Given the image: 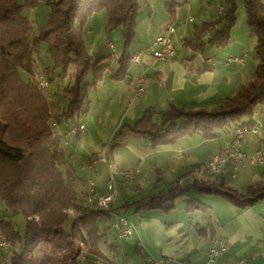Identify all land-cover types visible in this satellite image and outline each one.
Returning a JSON list of instances; mask_svg holds the SVG:
<instances>
[{
	"label": "trees",
	"instance_id": "16d2710c",
	"mask_svg": "<svg viewBox=\"0 0 264 264\" xmlns=\"http://www.w3.org/2000/svg\"><path fill=\"white\" fill-rule=\"evenodd\" d=\"M24 1L31 3L34 0H0V62L8 72L0 71V195L11 214L23 215L25 235L21 239L10 220H0V230L8 243V264H79L80 255L86 251L101 254L103 231L111 226L99 227L98 218L110 215L115 209L112 205L105 210L83 204L76 178L63 169L67 164L65 145L50 125L48 102L37 82L40 66L33 53L38 41L44 40L53 67L41 69L48 76L53 96L63 89L68 97L61 109L53 110V116L63 129L77 126L81 122L79 116L87 111V108L81 110V104L87 85H90L86 83L82 88L80 82L97 62L93 61L85 44L84 20L93 12L102 11L106 16V29L120 28L124 49L118 57L119 67L112 72L113 77L120 78L128 73L131 55L126 48L135 35L140 1L43 0L50 8L48 22L32 38L28 37L29 22L22 14ZM225 1L227 6L222 5L218 18L207 23L209 26L220 24L207 40L217 46L230 41V30L236 21L235 0ZM241 2L246 24L255 40L257 66L254 78L212 109L188 110L173 106L159 111V123L150 120L154 110L146 109L141 121L131 129L141 133L150 146L172 143L187 133L211 137L217 130H235L253 124V110L264 103V0ZM183 43L201 49L205 42L195 36ZM59 67H63V73L72 67L70 75L74 84H62L63 74H54ZM20 69L29 73L28 81L21 79ZM4 74L14 79V88L8 86ZM100 75L101 72L95 73L92 85ZM6 88L11 89L5 92ZM123 127L112 138L114 147L119 145L116 140L121 138ZM190 185L200 192L223 194L242 207L264 198V181L254 182L243 191L223 181L193 180ZM183 189L186 186L174 180L168 189L149 192L134 203L138 207L167 211L173 205L171 200ZM69 219L66 229L63 225ZM16 240L20 251L11 246ZM144 264H148L147 261Z\"/></svg>",
	"mask_w": 264,
	"mask_h": 264
},
{
	"label": "crops",
	"instance_id": "0c3cea01",
	"mask_svg": "<svg viewBox=\"0 0 264 264\" xmlns=\"http://www.w3.org/2000/svg\"><path fill=\"white\" fill-rule=\"evenodd\" d=\"M184 2L173 0L168 8H163L159 2L154 9L147 1V7L143 10L140 5L135 25L136 32L132 41L142 39L143 43L136 45L130 53L126 48L128 54H133L149 44L157 35L165 33L167 27L172 25L174 32L171 40L173 46L177 45L176 48L174 46L173 58L159 60L149 53H142L139 62H129L126 75L115 78L112 72L119 67L118 57L123 52L124 47L122 46V50L115 58L117 59L115 68L110 67L108 63L101 64V62L96 63L93 68L96 73L97 66L101 67L106 64L97 69L101 75L94 86L97 91V116H104L100 122L110 118L108 121L110 124L109 137H111L112 144H115L112 142L113 136L118 129L124 126L121 129V138L116 140L119 145L113 146V150L119 152L121 148L124 149V153L122 152L124 156L116 154L117 159H114L117 168L137 165L135 180L132 182L136 190L140 186L144 167L154 164L157 166V171L159 169L160 172L161 167L164 166L169 172L167 188L160 187L162 181L159 178V185L154 183L153 187L143 196L127 200L123 199V195L120 197L118 193L111 204L115 211L107 216L114 213L122 215L125 210L134 208L135 213L129 220L134 226L130 236L136 241L135 252H139L142 256L141 264H144L149 257L154 259L167 257L189 264H203L207 259L211 241L217 236L226 241L225 250L217 257L218 264H234L240 259H244L246 264H264V198L242 207L231 202L223 194L200 192L190 185L193 180L223 181L243 191L254 182L264 181V163L251 165L245 162L234 175L230 174V169L227 167L211 175L197 171L199 164L205 163L212 154L220 150L225 139L232 137L234 129L217 130L211 137L197 132L187 133L172 143L156 146H150L145 142L141 133L131 129V126L141 121L148 108L154 110L150 116L153 123L161 121L159 111L173 106L188 110L212 109L217 107L223 98L236 94L242 85L254 78L257 57L255 50L252 48L250 50L253 38L247 24L236 26L235 23L230 30V41L224 46L211 44L207 40L220 27V24L209 26L207 23L215 21L219 13L216 10V16H211V19H206L208 17L204 15L199 23H194V19H188L190 14L180 11ZM105 25L104 31L107 30ZM116 29H119L117 30L119 32L106 35L110 37L114 35L118 38V33L121 35V31L118 27ZM90 30L85 29L86 32ZM195 36L205 42L201 49H193L183 43L184 40ZM91 38L92 36L88 38V44L89 42L92 44ZM121 39L123 40L122 35ZM106 46L108 47L99 38L95 47L98 54L107 52ZM87 49L90 53V49L88 47ZM229 55H243V59L241 62H231L227 60ZM141 73L145 77L144 89L137 96L134 94V79ZM258 106L261 126L256 133L246 134L242 147L247 153L256 149L264 152V103ZM89 128L90 126L87 127L85 124L83 132ZM151 156L155 158L151 159ZM91 157L93 156H88L87 160L89 161ZM67 164V170L76 178L78 190L84 181L80 176L87 178L92 174L95 188L102 192L105 191L106 166L97 163L95 169L89 172L90 169L86 168L88 163L85 167L80 165L77 171L69 169ZM187 178L189 180L186 181ZM174 180H178V184L186 186V189L171 200L173 205L167 211L159 208L138 207L134 203L149 192L168 189ZM120 181L122 180H118V185ZM197 194H202V198ZM178 197L183 206V213L171 214V210L176 207L175 200ZM117 200H120L121 204L115 208L114 204ZM191 204L194 209L190 206ZM142 209L147 211L140 212ZM109 230L110 227L103 231L100 244L101 254L86 251L80 255V261L85 259L92 264L93 259L100 258L105 264H110L100 256L106 257L108 250L117 253L121 247L114 240L107 238ZM80 261L79 264H81Z\"/></svg>",
	"mask_w": 264,
	"mask_h": 264
},
{
	"label": "rangeland",
	"instance_id": "374dc122",
	"mask_svg": "<svg viewBox=\"0 0 264 264\" xmlns=\"http://www.w3.org/2000/svg\"><path fill=\"white\" fill-rule=\"evenodd\" d=\"M139 1H140V5H141L142 10L146 9L147 1L152 4L154 9H155V7H157L156 5L159 2H161V5L163 8H165V7L168 8L173 3V0H139ZM179 1H181V2L185 1L184 5L182 6L180 11H182L184 13L187 12V14H190L193 17V19L195 20L194 23H199L204 15H206L208 17L206 19H211V16H216V14H217L216 10H217L218 5L227 6V2L225 0H179ZM235 2H236V11H235L236 21H235V23H236V26H241V25L246 23L245 11H244L241 0H235ZM49 10H50L49 6L43 0H34L31 3H28L26 1L23 2L22 14H23V16H25L27 18L29 25H30V30L28 32L29 38L37 36L40 29H42L46 26V24L48 22ZM99 20H100V22H99ZM80 23H81V21L78 22V25H80ZM101 23H103V24L101 25ZM105 23H106V17L102 11H96V12H93L92 14L88 15L83 22L84 30L86 28H88V29H91L90 32L91 31L92 32L91 33L85 32L84 36H85L87 47L90 49V54L93 58V61L95 62V60H96L97 61L96 63H99V64H100V62H101V64L108 63L110 65V67L115 68L116 63H117V61H116L117 59H115L114 57L111 56L112 51H111V49H110V51H108L109 46L108 47L106 46L107 52H105L104 54H98V52L96 50L97 48H95L96 42H98L99 38H100V39H102V42L103 41L105 42L106 45H107V42L109 40L111 42H113V44L116 47V49H115L116 53H120V51L122 50L123 40L121 39L120 33H118L119 34L118 38H115L114 35H112V37L106 35L108 33L114 34V32H119V31H117L119 29L112 28V29H107L106 31H104ZM137 34H138V31H137ZM90 36H92V38L90 39L92 44L90 42L88 44V38H90ZM141 41H143V40L142 39H139V40L135 39L134 41H132V43H130V45L127 46L128 53L132 52L134 50V48L136 47V45H140L141 43H143ZM254 42H255V40L253 38V45L251 44L250 50H251V48L254 49ZM174 46H175V48L177 47V45H175V44H174ZM93 51H96V52H93ZM35 53H36V55H35ZM33 55H34V57H37L36 58L37 62H38L37 64L40 66V68L42 67L44 69L45 67H49V68L53 67V62L47 53L46 42L44 40L38 41ZM93 68H91L89 70L88 74L85 75V77H83L81 79V82H80V85L82 88L85 87L86 83L90 84L89 86L87 85V88H86L87 93H86V95L83 96L84 98H83L82 104H81V110H84L87 108V111L85 114L79 116V120H81V122L86 124L87 127L90 126V128L86 129V132H83L80 134H73L71 136L70 143H71V146L74 147V150L71 146L68 145V142L63 143V138H61L62 143L65 145L64 151H65L66 159H67V163H68L67 165H68L69 169H72V170L75 169L76 171L79 170L80 165L82 167H85V165L88 163V160H87L88 156L96 157V156L103 155L108 160L109 163L113 164L114 167H118V166H116V163L114 160V159H117L116 154H121L122 156H124V154H123L124 149L121 148L120 152L113 150V144L110 141L111 137H109L110 124L108 121L110 118L109 119H103L100 122V119L103 118L104 116L103 117L97 116V114H98V111L96 110V108H97V98H96L97 97V91L95 89V86L92 85L93 80H94V76H95ZM97 69L98 68L95 69V72H97ZM0 71H2L3 73H8L6 70H4L2 68L1 62H0ZM71 71H72V67L71 68L69 67V68H67L66 72L63 73L64 72L63 67L62 68L59 67V68L55 69L54 74L55 75L63 74L62 75V81H61L62 84L67 85L71 82H73V84H74L75 80L70 75ZM19 74H20V77L23 81H25V82L28 81L29 73L27 71L20 69ZM5 75L6 74H4V79H6V82H9L8 86H10L11 88H14L15 87L14 79L13 78L10 79V77L5 76ZM36 75H37V73H36ZM0 80H1V75H0ZM38 84H39V82H38ZM16 87H17V85H16ZM10 89L6 88L5 92H8ZM52 101H53V103L51 105H50L51 102H49V104H48V109H49V105H50L51 110H52V115H50L51 116L50 117V125H51L52 129H54L58 134L62 135L61 126L58 124L59 125L58 127H60V128L56 129L53 126V124L51 123V118L55 119L53 116V110L61 109L62 105L66 104L68 102V97L66 95V92L63 89L59 90V92L53 96ZM106 117H107V115H106ZM60 129H61V131H60L61 133L58 132V130H60ZM150 158L151 159L155 158V156H151ZM86 160H87V163L85 164L84 162ZM82 163H84V164H82ZM98 164H103L102 166H106V168H107V165L105 163L99 162ZM156 167L157 166L154 164L152 166L144 167L143 172H142V178H141L140 184H139L140 186L138 187L137 190L134 188L133 183L132 184L128 183L120 175H116L115 176L116 195L119 193L120 197L123 195L124 196L123 199H127V200H131L132 197L143 196L147 193V191L149 189H151L153 187L154 183H157L159 185V183H160L159 178H161V181H162V183H160V187L167 188L169 185V178H168L169 172H168V170L163 166V167H161L162 170L159 172V169L157 171ZM63 169H67L66 165L63 166ZM94 169L95 168L90 169L88 171L92 172ZM89 177L92 178L93 175L91 174ZM80 178H82V180L87 179V178H85V176H80ZM119 178L122 181H120L121 183L118 185V180H120ZM92 179H94V177ZM134 180H135V176L133 177L132 182ZM185 180L187 181V180H189V178H187ZM137 183H139V182H137ZM81 188L82 187L80 186L79 192H80ZM134 193H136V194H134ZM185 194H183V195H185ZM79 195H80V199H81V193H79ZM116 195H115V197H116ZM197 195H199L201 198L203 196L202 194H197ZM81 201L83 204H85L82 199H81ZM175 201H176V207L171 210V214H179L180 215L181 212L183 213V209H182L183 206H182V204H180L181 202H179V197L176 198ZM119 204H121V201L117 200L116 203L114 204V207L115 208L118 207ZM90 205L94 206L93 204H90ZM190 206H192V209H194L192 204ZM144 211H147V210H144V209L140 210V212H144ZM70 212H72V211L70 210ZM134 213H135L134 208H129L128 210H125L122 215H124V217L127 220H130L131 216ZM115 214L116 213H114L111 216H107V215L100 216L98 218L99 227L103 228L105 225L110 226L112 221H114V219H115ZM2 219L10 220L12 222L14 228L16 229V231L19 233L21 239L24 237V235H25V219H24L23 215L21 213L11 214L10 211L7 210L5 202L2 198V196L0 195V220H2ZM69 221H70V219L63 225L64 228L68 229ZM115 234H116V232L114 231V229H112L110 227V230L107 232V238H109L110 240H114L117 244H119L121 249L117 253H113L110 250H108V251H106V257L104 255H101L100 257L105 259V260H108V261L110 260L109 261L110 264H141L143 262L142 256L139 252H135V250H134V245L136 242L135 239L131 236H129L127 238L119 239L115 236ZM11 246L13 249L15 247L18 251H20V249H21L18 240H16L13 244H11ZM107 257H109V259ZM9 261H10L9 250L7 252V251L0 249V264H7V262H9ZM80 263L81 264H89L88 261L85 259H81Z\"/></svg>",
	"mask_w": 264,
	"mask_h": 264
},
{
	"label": "built area",
	"instance_id": "2783aa9c",
	"mask_svg": "<svg viewBox=\"0 0 264 264\" xmlns=\"http://www.w3.org/2000/svg\"><path fill=\"white\" fill-rule=\"evenodd\" d=\"M223 7L218 5V13H221ZM188 19L192 20V16L188 15ZM174 32V27L169 25L166 29V32L160 35H157L149 44L138 50V55L135 57H130V61L132 63H137L140 60V56L142 53H149L154 58L159 60H170L174 56V46L171 40L172 33ZM107 45L111 49V56L116 58L117 53L115 52V45L113 42H107ZM243 55H229L231 57V62H241ZM145 77L143 73L139 74L134 79L135 84V95H140L143 92V81ZM45 84V93L47 94V98H50V102L53 100V93L51 91L50 83L48 80V76L45 71L41 70L40 81ZM260 108L257 106L253 112L252 117L254 118L253 124L239 126L234 130V134L231 138L225 139L223 146L219 151L212 154V156L202 164L197 166V171L204 174H214L223 170L224 168L230 169V174L234 175L238 168L243 165L245 162H248L251 165H256L258 163H264V152L260 149H256L250 153H247L243 150V142L247 133H256L261 126V118L259 117ZM85 124L80 122L77 126H71L67 129L62 128V135L60 138H67L68 145L71 146L70 138L73 134H80L84 131ZM74 150V147L71 146ZM105 163L107 165V177L104 183L105 191H99L95 188L94 181L91 177H87L81 186L86 188V198L91 199V201H98L99 207H102L105 210H108L115 199L116 195V187H115V176L120 175L121 177H125V181L128 183H132L133 177L137 172V165H131L126 168H117L114 167L113 164L109 163L108 160L103 156L91 157L86 165L87 169H92L95 167L97 163ZM112 226H116L117 235L116 237L127 238L133 232V224L127 220L121 214H115V219L112 221ZM1 233V230H0ZM226 241L222 237H214L211 241L210 247L207 252V259L203 264H218L217 257L225 250ZM0 249L4 251H8V243H2L0 240ZM148 264H158V262L165 263H177V264H189L185 261L181 260H172L171 258L162 257L158 259L147 258ZM92 264H94L91 261ZM234 264H246L244 259H240Z\"/></svg>",
	"mask_w": 264,
	"mask_h": 264
},
{
	"label": "bare ground",
	"instance_id": "6f19581e",
	"mask_svg": "<svg viewBox=\"0 0 264 264\" xmlns=\"http://www.w3.org/2000/svg\"><path fill=\"white\" fill-rule=\"evenodd\" d=\"M217 11H218V7H217ZM137 55H138V51L135 52V53H133V54H131V57H135V56H137ZM227 60H228V61H231V57H228ZM41 70H42L41 68H39V69L37 70V78H38L37 80H38V81H40ZM38 86H39V88L42 90V93H43V95H44L46 101H47L48 104H49V102H50V98H47V94L45 93V84H44L43 82H39ZM48 113H49L50 115H52V110H51L50 105H49ZM51 123L53 124V126H54L56 129H57V128H60V127H58L59 125L57 124V122H56L55 119L51 118ZM60 131H61V129L58 130L59 133H61ZM59 135H61V134H59ZM65 142H68L67 138H63V143H65ZM122 178L125 180V177H122ZM81 187H82V188H81V190H80V193H81V199L83 200V202H84L85 204H88V205L93 204V205H94L95 207H97V208H102V207H99V203H98V201H91V199L86 198V188H85L84 186H81ZM110 226H111L112 229H114V231L116 232V235H117V228H116V226H112V223L110 224ZM117 238L120 239V237H117ZM0 240L2 241V243H7V241L5 240V237H4V235H3L2 232L0 233ZM93 263H94V264H105V262H104L102 259H99V258H95V259H93ZM163 263H165V262H161L160 264H163ZM158 264H159V262H158Z\"/></svg>",
	"mask_w": 264,
	"mask_h": 264
}]
</instances>
